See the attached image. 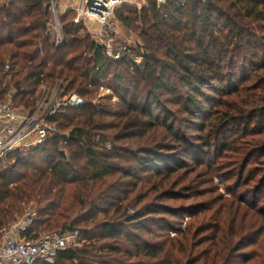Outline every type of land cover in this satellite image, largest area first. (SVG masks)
<instances>
[{"label": "trees", "instance_id": "trees-1", "mask_svg": "<svg viewBox=\"0 0 264 264\" xmlns=\"http://www.w3.org/2000/svg\"><path fill=\"white\" fill-rule=\"evenodd\" d=\"M46 2L0 0V71L26 107L43 82L86 103L0 168V233L28 199L83 242L35 264H264V0H149L120 59L68 15L55 46Z\"/></svg>", "mask_w": 264, "mask_h": 264}, {"label": "built area", "instance_id": "built-area-1", "mask_svg": "<svg viewBox=\"0 0 264 264\" xmlns=\"http://www.w3.org/2000/svg\"><path fill=\"white\" fill-rule=\"evenodd\" d=\"M53 1V0H52ZM137 0H79L73 8V22L88 31L94 42L104 47L107 56L120 59L127 46L119 42L124 22L115 16L117 8ZM165 1V0H160ZM50 34L55 46L66 43L61 16L52 6ZM6 64L0 71V160L19 153L26 155L60 133L52 119L63 109L86 103L77 93H71L60 81L42 83L31 107L18 104V88L11 83ZM63 145V143H62ZM22 152V153H21ZM30 211L18 221L1 230L0 264H35L39 260L54 262L58 254L80 245V232L66 228L38 235L31 228L37 216Z\"/></svg>", "mask_w": 264, "mask_h": 264}, {"label": "rangeland", "instance_id": "rangeland-1", "mask_svg": "<svg viewBox=\"0 0 264 264\" xmlns=\"http://www.w3.org/2000/svg\"><path fill=\"white\" fill-rule=\"evenodd\" d=\"M160 3L163 1L158 0ZM79 2V0H47L45 6L47 7L50 15L49 18L53 19V9L52 6L53 4H55L56 10L58 11V14H60L61 16V21H62V16H66L68 15L69 17L67 18L68 20H72L73 17L75 16V11L73 10V8L77 5V3ZM149 6V0H137V1H133L131 3L128 4H124L123 6L119 7L116 9L115 11V16L116 18L119 19L118 14L123 13L126 16H131V17H135L136 14H134L133 12L135 10H137L138 12H140L144 7ZM132 10H134L132 12ZM139 14V13H138ZM74 15V16H73ZM73 16V17H72ZM52 21V20H51ZM63 24V22H62ZM137 24V25H136ZM133 28L127 24L124 23V27L123 30L121 32V34L118 36V40L120 43H122L125 46H132L134 48H138V46L140 48H142V52L146 51L145 49V43L143 41V39L139 36V32L137 31V29H140L143 27V22L142 19H137L134 21L133 24ZM65 31V28H64ZM84 32L85 35L89 36V39L93 40V37L91 36V34H89L88 31H82ZM66 34V32H65ZM67 39V38H66ZM126 52V50H125ZM138 61H141L140 58H137ZM99 97L101 96H114V93L111 89H109L107 86L102 87V89L100 90V92L97 93ZM113 98V97H112ZM115 100H117V97L115 98ZM111 102L114 101V99H110ZM170 108L175 109H179V105H170ZM176 126H180L179 123L176 124ZM22 153V152H21ZM30 153L26 154V155H21V156H29ZM16 153L9 156L6 160L2 161L0 160V168L4 171V170H9L11 168V166L13 165V163L16 160ZM255 163H251V166H255ZM0 169V170H1ZM263 172L260 173V176L262 178ZM223 181H220V179L216 180V183H218L219 185L223 186L222 184ZM223 190V189H222ZM188 192V191H187ZM224 192V191H222ZM208 196V195H207ZM198 200V199H195ZM174 202V201H173ZM183 202V201H182ZM175 204H177L176 202H174ZM23 212L22 214H19L16 216L15 219H13L9 224H12L16 221H18L19 219H21L24 214H26L27 212L30 211H35L37 214L36 216L38 217V213H39V205L36 203L35 200H28L25 199V201L23 202ZM46 234V233H43ZM83 242L80 241V245Z\"/></svg>", "mask_w": 264, "mask_h": 264}, {"label": "water", "instance_id": "water-1", "mask_svg": "<svg viewBox=\"0 0 264 264\" xmlns=\"http://www.w3.org/2000/svg\"><path fill=\"white\" fill-rule=\"evenodd\" d=\"M73 135H74V132L71 131V132H70V138H73Z\"/></svg>", "mask_w": 264, "mask_h": 264}]
</instances>
